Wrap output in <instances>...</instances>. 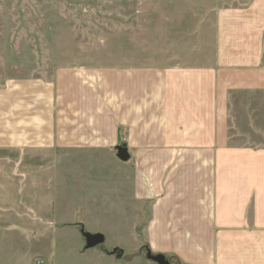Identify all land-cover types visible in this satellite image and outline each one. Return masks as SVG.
Masks as SVG:
<instances>
[{
	"label": "crops",
	"instance_id": "1",
	"mask_svg": "<svg viewBox=\"0 0 264 264\" xmlns=\"http://www.w3.org/2000/svg\"><path fill=\"white\" fill-rule=\"evenodd\" d=\"M223 1L211 11L207 63L123 68L96 81L60 74L54 114L50 86L11 83L0 100V264H24L56 241L45 217L46 185L58 177L47 181L42 166L30 181L24 152L116 145L129 155L119 191L125 207L148 210L151 253L182 264H264V144H237L246 135L229 133L228 108L231 93H264V0Z\"/></svg>",
	"mask_w": 264,
	"mask_h": 264
},
{
	"label": "rangeland",
	"instance_id": "2",
	"mask_svg": "<svg viewBox=\"0 0 264 264\" xmlns=\"http://www.w3.org/2000/svg\"><path fill=\"white\" fill-rule=\"evenodd\" d=\"M248 3L223 1L227 8H246ZM215 6V0H0V100L9 94L12 82L37 81L41 90L52 88L46 112L54 114L60 74L93 73L96 81L123 68L207 63ZM258 95L237 91L228 97L229 133L246 135L237 144H264V93ZM31 102L37 106V101ZM118 147L126 148L63 152L46 147L24 152L30 181L42 166L47 181L51 175L58 177L46 185L45 229L47 236L55 237V245L42 243L43 254L35 247L36 236L31 243L33 252L40 254L24 264H157L147 258L148 210L123 203L118 175L125 169ZM37 211L32 209L36 216L42 214ZM84 233L102 234L103 244L86 248ZM114 249L122 251L121 257ZM169 258L170 264H182Z\"/></svg>",
	"mask_w": 264,
	"mask_h": 264
},
{
	"label": "water",
	"instance_id": "3",
	"mask_svg": "<svg viewBox=\"0 0 264 264\" xmlns=\"http://www.w3.org/2000/svg\"><path fill=\"white\" fill-rule=\"evenodd\" d=\"M117 157L121 161H127L129 158L127 149L124 147L117 148ZM86 237V248H93L95 246L101 245L104 242V236L102 234H94L91 236L90 234H85ZM116 249L113 250L115 252ZM122 251L118 254V257H121ZM147 258L154 261L157 264H170L169 260L166 259L165 255L163 254H152L151 251L147 252Z\"/></svg>",
	"mask_w": 264,
	"mask_h": 264
},
{
	"label": "trees",
	"instance_id": "4",
	"mask_svg": "<svg viewBox=\"0 0 264 264\" xmlns=\"http://www.w3.org/2000/svg\"><path fill=\"white\" fill-rule=\"evenodd\" d=\"M148 251H149V248L146 249V252H148ZM105 252H106V251H105ZM106 253H107V254H111V253L113 254L112 251H107ZM116 253H117V256H118V254L121 253V250L116 249ZM166 259L169 260V262L171 261L169 257H166Z\"/></svg>",
	"mask_w": 264,
	"mask_h": 264
},
{
	"label": "built area",
	"instance_id": "5",
	"mask_svg": "<svg viewBox=\"0 0 264 264\" xmlns=\"http://www.w3.org/2000/svg\"><path fill=\"white\" fill-rule=\"evenodd\" d=\"M44 262L42 260H37L35 264H43Z\"/></svg>",
	"mask_w": 264,
	"mask_h": 264
}]
</instances>
